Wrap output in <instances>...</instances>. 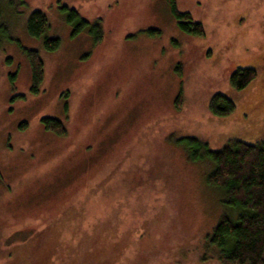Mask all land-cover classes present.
Returning <instances> with one entry per match:
<instances>
[{
	"label": "rangeland",
	"instance_id": "374dc122",
	"mask_svg": "<svg viewBox=\"0 0 264 264\" xmlns=\"http://www.w3.org/2000/svg\"><path fill=\"white\" fill-rule=\"evenodd\" d=\"M176 6L204 36L179 29L166 0H0V264H221L206 241L223 194L181 142L264 140V0ZM67 9L98 21L101 42L72 36ZM34 11L58 50L29 36ZM24 49L44 63L38 95ZM239 68L256 72L242 91ZM216 93L230 116L209 112Z\"/></svg>",
	"mask_w": 264,
	"mask_h": 264
},
{
	"label": "trees",
	"instance_id": "16d2710c",
	"mask_svg": "<svg viewBox=\"0 0 264 264\" xmlns=\"http://www.w3.org/2000/svg\"><path fill=\"white\" fill-rule=\"evenodd\" d=\"M166 2L179 29L193 36H204L202 25L193 22L188 13L180 12L176 0ZM66 11L72 36L88 31L94 44L101 42L103 34L98 21L90 23L75 10ZM48 29L44 13L34 11L29 16V36L43 38L45 50L54 52L60 47V40L45 37ZM148 33L159 34L155 30H148ZM24 54L31 75L30 92L37 95L44 80V63L36 50L24 49ZM255 79L254 70L239 68L230 76V85L234 90L242 91L250 87ZM208 109L213 116L222 118L230 116L235 105L225 94L216 93L211 97ZM41 123L46 131L56 136L65 133L62 122L57 119L43 118ZM181 143L191 161H204L211 166L206 181L223 194L221 204L225 213L207 237V248L221 264H264V140L247 144L230 139L218 151L211 150L206 142L194 137L183 139Z\"/></svg>",
	"mask_w": 264,
	"mask_h": 264
},
{
	"label": "flooded vegetation",
	"instance_id": "af4514ba",
	"mask_svg": "<svg viewBox=\"0 0 264 264\" xmlns=\"http://www.w3.org/2000/svg\"><path fill=\"white\" fill-rule=\"evenodd\" d=\"M33 95V94H32ZM38 95V94H37ZM53 134V133H52ZM54 135V134H53Z\"/></svg>",
	"mask_w": 264,
	"mask_h": 264
}]
</instances>
